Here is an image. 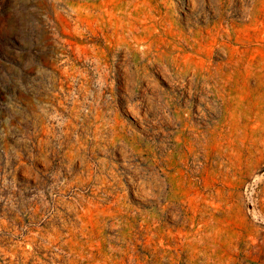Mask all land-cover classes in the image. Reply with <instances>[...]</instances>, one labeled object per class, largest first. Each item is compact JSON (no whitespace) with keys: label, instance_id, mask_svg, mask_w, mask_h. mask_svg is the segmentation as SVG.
Here are the masks:
<instances>
[{"label":"rangeland","instance_id":"rangeland-1","mask_svg":"<svg viewBox=\"0 0 264 264\" xmlns=\"http://www.w3.org/2000/svg\"><path fill=\"white\" fill-rule=\"evenodd\" d=\"M264 0H0V264H264Z\"/></svg>","mask_w":264,"mask_h":264},{"label":"built area","instance_id":"built-area-1","mask_svg":"<svg viewBox=\"0 0 264 264\" xmlns=\"http://www.w3.org/2000/svg\"><path fill=\"white\" fill-rule=\"evenodd\" d=\"M259 220H261V221H264V218L263 217H260V218H258Z\"/></svg>","mask_w":264,"mask_h":264}]
</instances>
